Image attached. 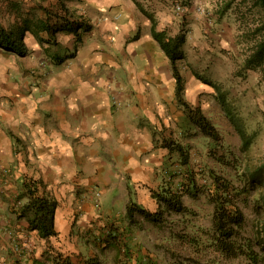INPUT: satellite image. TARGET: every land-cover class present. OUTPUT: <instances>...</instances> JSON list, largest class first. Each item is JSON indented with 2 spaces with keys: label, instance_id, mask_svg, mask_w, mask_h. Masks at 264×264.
<instances>
[{
  "label": "crops",
  "instance_id": "1",
  "mask_svg": "<svg viewBox=\"0 0 264 264\" xmlns=\"http://www.w3.org/2000/svg\"><path fill=\"white\" fill-rule=\"evenodd\" d=\"M74 1L70 6L94 25L80 40L74 33L59 35L51 48L65 57L63 63L48 59L47 44L30 31L27 56L0 49L21 62L7 66L9 78L25 79L0 107V264L42 260L41 239L23 214L25 178L42 179L58 200L51 240L68 236L89 215L119 214L104 205L112 201L109 192L115 193L113 204L124 203L120 213L131 200L159 205L153 191L177 172L178 163L167 165L169 138L179 134L186 112L171 58L153 28L175 36L186 25L183 13L191 18L186 57L178 63L185 96L197 103L191 91L201 89L186 64L197 57V0H186L190 7L184 0Z\"/></svg>",
  "mask_w": 264,
  "mask_h": 264
},
{
  "label": "rangeland",
  "instance_id": "2",
  "mask_svg": "<svg viewBox=\"0 0 264 264\" xmlns=\"http://www.w3.org/2000/svg\"><path fill=\"white\" fill-rule=\"evenodd\" d=\"M67 2L74 6L73 1ZM191 3L184 0L182 4L190 7ZM195 9L197 57L194 63L186 64L201 89L191 91L197 98L192 105L202 107L215 124L217 137H208L187 122L183 138H169V144L175 145L181 138L191 150L190 166H178L169 180L180 190L187 211H165L157 221L137 211L135 218L130 219L127 212L120 213L124 203L113 204L115 193L109 192L105 196L112 201L103 204L122 215H89L77 222L79 225L68 236L54 237L51 245L59 249L60 256H42L47 264L56 257L62 262L67 256L76 264H90L92 260L97 264H264V171L254 179V174L264 167V63L259 67L247 64L262 38L259 28L264 24V13L254 0H197ZM183 14L187 30L191 18L188 20ZM18 58L0 52L1 108H5L6 98L13 100L16 94L11 90L17 82L25 86L22 75L9 78L11 72L7 68L21 66ZM197 75L212 80L214 85ZM219 95L226 97L231 116L244 125L251 138L249 147L244 146ZM215 178L220 179V193H227L230 202L236 203L245 216L243 227L234 237L240 247L233 255L224 254L215 243ZM192 179L197 185L190 191ZM146 208L155 212L159 205ZM39 244L43 254L47 242L40 240ZM250 247L259 253L261 262L251 260L246 252Z\"/></svg>",
  "mask_w": 264,
  "mask_h": 264
},
{
  "label": "trees",
  "instance_id": "3",
  "mask_svg": "<svg viewBox=\"0 0 264 264\" xmlns=\"http://www.w3.org/2000/svg\"><path fill=\"white\" fill-rule=\"evenodd\" d=\"M67 1L74 0H0V49L19 56H27L31 49L26 41V35L30 31L42 46L47 44L44 47L48 59L50 58L54 63H63L65 57L56 50L53 51L51 48V46L55 47L58 45L59 35L61 33H74L77 36V40H80L83 34L91 30L94 25L90 17L80 12L78 7L70 6ZM254 3L259 5L264 13V0H254ZM24 5L27 6L25 10ZM18 17L19 20H17ZM259 30L263 35L257 42V47L253 54L248 58L247 64L251 67H259V65L264 63V24ZM153 35L160 42L165 53L171 58L176 78L177 98L186 112V119L181 124L178 135L181 138L186 135L187 127L184 128V126L185 123L189 122V124L200 128L204 132V135L216 138L217 130L215 124L204 114L200 105L193 106L185 96L186 79L178 63L186 57L184 46L187 42L188 31L183 28L178 34L173 36L169 35L166 31H159L153 28ZM197 76L205 83L214 85L212 80L201 75ZM219 96L228 114L230 116L233 115L226 97L224 95ZM231 117L234 120L237 130L244 139V146L249 147L251 138L248 136L244 125L236 117ZM181 138L177 140L176 145L174 143L170 144L173 154L171 153L169 163L167 161L168 166L178 163L180 169L189 167L191 164V150L188 144L181 142ZM219 159L222 158L219 157ZM262 171H264V167H261V170L257 174H254V179H257L256 177ZM218 183L220 184V179L215 178V184L218 186L214 218L217 231L215 243L224 254L233 255L236 254L237 249L240 247L237 241L234 240V237L239 234V229L243 227L245 216L236 203L230 202L231 199L227 197V193H220L222 186L221 184L218 185ZM190 185L192 187L190 191H193L197 183L192 179ZM226 185L224 184L225 189H227ZM23 186V194L28 198V202L24 206L23 214L25 213L27 216L30 228L36 230L40 239L47 242L42 254L43 257L47 253L60 256L59 249L51 245V238L56 236L55 217L58 200L47 189L42 179L25 178ZM153 196L157 199L159 210L155 212L149 211L138 202L131 200L127 206V216L133 219L137 211H142L146 217L157 221L159 216L164 215L163 213L165 211H187L180 190L175 185H171L169 180L163 187L153 191ZM222 198L225 199L223 200ZM246 252L251 260L255 261L254 263L261 262L262 259L259 253L253 247L248 248ZM51 261L52 264H76L71 256H67L62 262L57 257L53 260L51 259ZM89 263L97 264L93 260L89 261ZM33 264L47 263L43 260L35 259Z\"/></svg>",
  "mask_w": 264,
  "mask_h": 264
},
{
  "label": "built area",
  "instance_id": "4",
  "mask_svg": "<svg viewBox=\"0 0 264 264\" xmlns=\"http://www.w3.org/2000/svg\"><path fill=\"white\" fill-rule=\"evenodd\" d=\"M178 9H179V10H184V8H183L182 5H178Z\"/></svg>",
  "mask_w": 264,
  "mask_h": 264
}]
</instances>
